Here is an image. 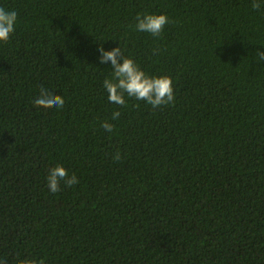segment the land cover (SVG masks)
I'll return each mask as SVG.
<instances>
[{
  "label": "trees",
  "instance_id": "16d2710c",
  "mask_svg": "<svg viewBox=\"0 0 264 264\" xmlns=\"http://www.w3.org/2000/svg\"><path fill=\"white\" fill-rule=\"evenodd\" d=\"M258 2L0 0L18 14L0 42V260L264 264ZM142 13L170 23L159 37L136 31ZM101 47L171 77L174 103H110ZM41 88L64 106L36 108ZM58 164L79 183L52 193Z\"/></svg>",
  "mask_w": 264,
  "mask_h": 264
},
{
  "label": "clouds",
  "instance_id": "9594fccd",
  "mask_svg": "<svg viewBox=\"0 0 264 264\" xmlns=\"http://www.w3.org/2000/svg\"><path fill=\"white\" fill-rule=\"evenodd\" d=\"M251 7L254 10L261 8L258 0H252ZM18 14L14 10L0 8V42L7 43L15 32ZM137 23L134 30L150 33L153 37H159L165 26L170 23L164 14H138ZM131 27V26H130ZM101 56L100 62L107 64L111 62L113 72L111 78H106L103 87L108 94L110 103L124 106L126 104L125 94L138 101H144L153 108L174 103L175 95L172 78L169 76L152 77L147 75L132 58L125 57L121 48L116 47L111 51H105L103 47L99 49ZM159 49H153V54H157ZM259 60H264V52L257 51ZM122 61V62H121ZM34 106L42 109H60L65 104V99L61 95L52 93L44 88L40 89V94L34 99ZM119 111L112 114V119H118ZM101 127L106 132H112L114 125L104 121ZM114 161L119 162L121 155L119 152L113 157ZM61 182L67 187L79 183L75 174L69 175L68 171L61 165L52 168L47 176V185L52 193L61 190ZM0 264H7L6 260H0ZM19 264H44L43 260L24 259Z\"/></svg>",
  "mask_w": 264,
  "mask_h": 264
}]
</instances>
